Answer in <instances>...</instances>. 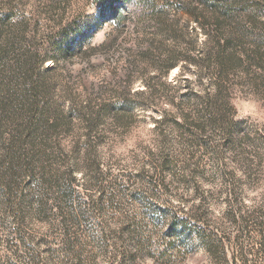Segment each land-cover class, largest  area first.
Wrapping results in <instances>:
<instances>
[{"label":"rangeland","instance_id":"rangeland-1","mask_svg":"<svg viewBox=\"0 0 264 264\" xmlns=\"http://www.w3.org/2000/svg\"><path fill=\"white\" fill-rule=\"evenodd\" d=\"M116 2L0 0V264H264V0H225L229 73L222 0Z\"/></svg>","mask_w":264,"mask_h":264},{"label":"trees","instance_id":"trees-1","mask_svg":"<svg viewBox=\"0 0 264 264\" xmlns=\"http://www.w3.org/2000/svg\"><path fill=\"white\" fill-rule=\"evenodd\" d=\"M224 2V7H223V14L216 15L215 20L216 23L218 24H225L227 19H229V22H227V26L231 25V22H233L232 25V33L229 36H226L225 38V42L222 46V50H224V54L226 58V60L229 61V69H224L223 71L225 73H229L231 71H233L234 69L238 68L241 65V58L235 55V50H234V44L233 42L237 40V44L242 45V37L239 35L240 33L237 34V32L240 30L242 31V29L239 27V22L235 21V18H237V15L234 14V11L232 10V4H229L228 2H225V0H222ZM101 4H102V8L100 10L101 14L100 17L101 18H105L107 16H109L110 14L115 15L117 18L118 17H123L124 11L123 8L124 6H122V8L118 7L116 0H100ZM226 3V4H225ZM224 17H227L224 18ZM224 19V20H223ZM88 26H82L80 28H78V31L76 30V27H63V29L61 31L58 32V34L56 35V38L54 39V41L51 43V49L52 51L58 53V54H63L66 51V48L64 47L65 44L66 45H70L72 44V40L74 39L75 36H78L80 33L82 34V36H85V38H90V34H87L86 30ZM165 28L162 25L159 26V28L156 29H162ZM74 45V43H73ZM72 45V47H73ZM4 54V48H2V46L0 45V63H2L1 60V56ZM172 58H174L173 62H176L179 58H175L172 56ZM224 58L222 59V65L226 64V60H224ZM202 59V58H201ZM174 66V65H171ZM226 66V65H225ZM171 68V67H170ZM232 68V69H231ZM186 81H189V78H184ZM3 84H4V79H0V109L6 108L7 105V101L4 99V88H3ZM215 94L216 97H222L225 96L227 89L224 86V84H219V82H217L215 85ZM205 96H204V100L207 101L208 103V114H209V118H208V123H214L215 122V111H214V94H213V88L211 91L205 92ZM194 95L198 98V97H202L200 96L197 92H194ZM212 103V104H210ZM258 154L259 152L257 150H255ZM184 214H188V211H182ZM176 213V214H175ZM173 215H171V225H170V229L168 230L170 233V231H172L173 228L178 227H182V228H187V226L185 224L186 220L185 217L182 218V216H179V214L177 212L172 213ZM253 217L256 216L252 214ZM257 217V216H256ZM258 218V217H257ZM249 222L256 223L255 228L262 234H264V221L263 220H258V219H254L252 220L250 217L248 218ZM104 235V234H103ZM102 235V237H103ZM107 236V235H105ZM106 241V240H105ZM109 240H107L108 242ZM67 242V241H66ZM71 242L68 241V245ZM106 244V243H105ZM111 245V244H108ZM72 248V246H71ZM167 252L163 253V255H166ZM122 257V256H121ZM118 258H120V255H114L110 257V262L111 264H113L114 262H116L118 260ZM123 261V259H121ZM122 261L120 263H122ZM118 263V264H120Z\"/></svg>","mask_w":264,"mask_h":264},{"label":"clouds","instance_id":"clouds-1","mask_svg":"<svg viewBox=\"0 0 264 264\" xmlns=\"http://www.w3.org/2000/svg\"><path fill=\"white\" fill-rule=\"evenodd\" d=\"M257 103L253 97H248L247 99L241 98L237 96L233 100L234 106L239 111V116L243 118L246 115H252V113L248 110V105ZM261 115H264V112H261Z\"/></svg>","mask_w":264,"mask_h":264}]
</instances>
